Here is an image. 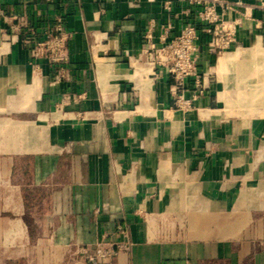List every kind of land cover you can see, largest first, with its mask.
<instances>
[{
	"label": "crops",
	"instance_id": "1",
	"mask_svg": "<svg viewBox=\"0 0 264 264\" xmlns=\"http://www.w3.org/2000/svg\"><path fill=\"white\" fill-rule=\"evenodd\" d=\"M222 1L234 40L202 34L177 109L143 47L185 3L0 0V264H84L104 236L133 243L114 264H264V0ZM58 19L54 64L25 29Z\"/></svg>",
	"mask_w": 264,
	"mask_h": 264
},
{
	"label": "built area",
	"instance_id": "2",
	"mask_svg": "<svg viewBox=\"0 0 264 264\" xmlns=\"http://www.w3.org/2000/svg\"><path fill=\"white\" fill-rule=\"evenodd\" d=\"M159 1L163 2L166 9H170L173 2L185 3L188 6L187 19L175 34L172 32L173 26L166 25L159 35L158 43L152 40L149 29L144 35L143 51L151 64L163 68L169 74L175 108L186 109L191 107L194 99L202 93L197 70L200 52L198 39L203 34L207 48L215 54L227 50L234 40L233 27L223 19V10L229 6L222 0ZM25 34V40L33 45L34 55L45 57L54 64L64 61L68 35L63 30L60 19L52 27H46L42 31L35 28L25 29ZM57 77L63 78L65 75L61 72ZM189 77L193 78V88L192 93L187 96L186 81ZM125 230L124 225L116 226L117 233H124ZM132 245L131 241L110 240L104 236L93 244L77 245L74 254L84 264H114L116 256L121 251L130 250Z\"/></svg>",
	"mask_w": 264,
	"mask_h": 264
},
{
	"label": "trees",
	"instance_id": "3",
	"mask_svg": "<svg viewBox=\"0 0 264 264\" xmlns=\"http://www.w3.org/2000/svg\"><path fill=\"white\" fill-rule=\"evenodd\" d=\"M198 28L200 29V25H198Z\"/></svg>",
	"mask_w": 264,
	"mask_h": 264
}]
</instances>
